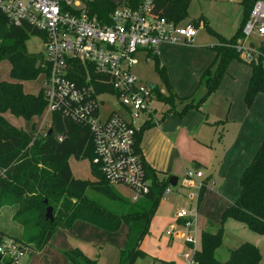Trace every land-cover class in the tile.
Wrapping results in <instances>:
<instances>
[{"label":"trees","instance_id":"16d2710c","mask_svg":"<svg viewBox=\"0 0 264 264\" xmlns=\"http://www.w3.org/2000/svg\"><path fill=\"white\" fill-rule=\"evenodd\" d=\"M255 1L241 2L244 17L235 35L225 40L215 34L220 39L219 45L213 48L215 52L213 62L217 63V70L211 74L209 66L202 73L200 83L205 80L207 89L205 95L197 103L189 101L183 105L180 116L188 110H199L207 98L216 91L226 62L232 57H239L240 53L230 46L243 37V25ZM123 2L131 7L138 4V0ZM189 3L190 0H153L149 13L154 17H162L180 24L186 18ZM116 6L110 0H89L87 3L90 15L96 16L100 21L106 19ZM200 22L199 20L192 23L196 27ZM204 27H207L205 23ZM32 35H37L32 28L26 25H11L0 15V62L7 61L10 66V81L0 82V170L4 171L0 177V203L3 200L1 193L23 203L14 217L23 233L21 236L8 239L18 243L28 254L41 251L57 231L69 229L76 221L111 234L116 233L121 225H125L129 228V240L127 247L120 251L118 264H133L135 259L146 256L140 250V245L148 233L149 223L158 201L168 186L169 176L163 177L160 184L157 182L155 172L145 164L147 177L152 179L150 191L142 197L143 199L141 198V201L138 199L128 212L105 210L88 196V192L100 195L113 203H120L124 209L128 203L98 171L94 163L91 134L87 128L66 117L53 114L49 133L38 132L37 136L30 138L7 123L2 116L6 112L15 118L30 120L40 116L45 108V98L41 90L37 96L25 95L21 90L22 82L34 81L47 71L42 54H30L26 51L25 42ZM260 51L264 54V45L260 46ZM152 57L167 92V96H159L158 99L171 109H174L176 100H189V97L176 99L164 68L158 64L156 55ZM245 64L250 69V77L243 95V103L246 108H250L258 94L264 96V68L261 64ZM79 70L83 71L84 66L79 65ZM142 131L143 127L136 135L137 143L140 142ZM58 138L61 141H58ZM69 159L88 160L95 180L93 182L75 180L68 165ZM205 183L206 181L202 182L198 189V203L203 197ZM238 184V196L221 213L220 226L215 229L211 226L206 232L201 233L200 248L192 251L193 264H259L258 250L248 243H242L229 251L224 261L216 260L215 253L221 247L222 225L227 220L240 223L251 232L264 236V140L249 165L242 171ZM46 207L52 208L51 223L44 219ZM4 238L7 236L0 231V243ZM64 255L70 264H99L78 251H70Z\"/></svg>","mask_w":264,"mask_h":264},{"label":"rangeland","instance_id":"374dc122","mask_svg":"<svg viewBox=\"0 0 264 264\" xmlns=\"http://www.w3.org/2000/svg\"><path fill=\"white\" fill-rule=\"evenodd\" d=\"M110 1L118 5L124 0ZM243 1L190 0L186 18L180 24L193 25L192 22L196 23L200 20L201 22L198 26L195 27L193 25L197 29L196 35L189 43L161 44L157 46L156 58L158 64L164 68L168 83L177 97L181 98L190 95L188 101H193L194 103H197L203 97L206 91L205 80L199 83L202 73L209 66H211L209 69L211 74L217 70V63L213 62L215 59L213 48L219 45L220 39L216 35L221 36L225 40L235 35L244 17L241 5ZM204 23L207 27H204ZM253 40L257 43L256 39ZM236 43L230 47H234ZM25 48L30 54H44L43 43L38 35L30 36L25 42ZM137 60L138 62L132 67L131 72L138 83L145 86L154 85L159 90L162 89L164 91L162 96H167L165 85L156 71L155 59L150 57L146 60L143 54H138ZM245 63L247 61H245L242 54L239 57H232L226 62L217 85L218 89L216 88V95L204 103L201 109L204 113L209 114L210 120H213L212 118H221V120L226 121L222 128L224 130L222 139H226L225 142L223 141L226 149H220L221 143L220 145H214L219 152L209 157L208 171H204L201 168L203 178L194 179L195 186L191 189L183 182L185 173L191 171L192 163L181 160L173 162L171 174L168 176L175 177L177 184L175 187L167 186L168 193H163L158 201L157 208L149 223L148 233L140 245V250L146 256L135 259L133 264H193L191 262L192 251L199 250L201 233L206 232L211 226L214 229L218 228L220 226L221 213L238 196L240 176L238 174L235 175V171L229 167L232 163L234 164L236 153H234L233 149H229L227 144H229V136L231 135L229 131L230 115L232 114L231 117L233 116L237 105L246 108L243 103V95L250 77V69ZM9 70V63L1 61L0 82L10 81ZM42 88V74L34 81L21 83V90L25 95L37 96ZM258 95H262V103L264 105L263 94ZM100 100L102 101V105L100 104L102 119L107 117L112 111H117L122 117H125L119 103L113 97L103 95ZM227 108L230 111L229 109L226 110ZM149 109L156 111L152 123L160 121L162 117L166 118V115L171 112L179 113L176 117H179L182 113V107L177 101L174 104V109H171L165 103L153 102L149 104ZM146 117L147 115L140 114L139 119L136 120V125L144 123ZM10 123L30 138H34L37 136L38 131L45 133L49 130L51 115L46 114L43 110L38 117H33L30 120L20 118L15 121L12 120ZM219 130L221 132V128ZM149 134L146 131L143 133L142 149L147 143ZM183 145L184 154L195 151L189 144L184 143ZM68 165L75 180L90 182L95 180L91 174L88 160L75 161L69 159ZM207 172L208 174H206ZM209 174H212L210 179L207 178ZM163 177L162 173L156 171L158 183H162ZM223 179H225V182H223ZM201 181H207V184L203 197L198 203L197 194ZM222 182L227 186L225 190L218 191L224 186ZM114 189L128 203L125 209L120 203H113L100 195L88 192V196L105 210H115L117 213L128 212L130 207L135 204L132 201V192L120 186L114 187ZM1 195L3 200L0 203V231L7 238L21 236L23 229L14 220V217L23 203L14 201V199L2 193ZM141 198L139 201L143 199ZM181 209L190 215L191 224L188 230L184 225H181L183 220L176 217L177 212ZM222 229V244L215 253L216 260H226L229 251L236 249L242 243H248L258 250L260 255L259 264H264V236H259L242 224L232 220L224 222ZM187 232L194 238V244L191 247L186 243ZM128 240L129 228L125 225H121L116 233L109 234L86 223L76 221L68 230L57 231L52 240L41 251L28 253L22 259V264H70L64 255V253L70 251H78L84 257L96 260L99 264H118L120 251L127 247ZM186 253L189 254L188 259L185 258Z\"/></svg>","mask_w":264,"mask_h":264},{"label":"built area","instance_id":"2783aa9c","mask_svg":"<svg viewBox=\"0 0 264 264\" xmlns=\"http://www.w3.org/2000/svg\"><path fill=\"white\" fill-rule=\"evenodd\" d=\"M88 1L0 0V15L11 25L32 28L42 40L47 69L42 73L41 89L45 113L87 128L98 171L110 186L130 190L136 202L151 187L136 137L142 124L136 125V120L140 114L151 117L149 104L159 100L164 91L139 84L131 69L138 62V54L147 60L156 55L158 45L189 43L197 30L150 15L153 0H138L135 7L122 2L102 21L90 15ZM242 36L233 48L247 63L264 68L260 51L264 45V0L253 3ZM79 65L84 66L83 71ZM103 95L113 97L125 117L112 111L102 119ZM3 173L0 170V177ZM201 176L199 171H187L184 184L194 188V179ZM164 193H168L167 188ZM189 216L183 209L176 214L187 230ZM186 243L194 244L189 232ZM25 255L18 243L8 238L1 241L0 264H21ZM185 258H189L188 253Z\"/></svg>","mask_w":264,"mask_h":264},{"label":"crops","instance_id":"0c3cea01","mask_svg":"<svg viewBox=\"0 0 264 264\" xmlns=\"http://www.w3.org/2000/svg\"><path fill=\"white\" fill-rule=\"evenodd\" d=\"M189 25L193 26L192 24ZM216 91L211 94L204 103L216 95ZM261 96L257 95L255 97L250 108L240 107L237 105L235 111L233 112V116L231 117V114L229 118V131L231 135L229 136V144L227 145L229 149H233L234 153H236L234 164L232 163L229 167L235 171V175H241V171L245 169L247 163L250 161L251 157L255 155L256 151L264 140V105L262 103ZM187 97H190V95L181 98ZM178 98L179 97L176 96V99ZM176 101L180 104V107H183L185 103L189 102L188 100ZM152 102L164 103L160 99ZM203 104L200 106L199 110H189L185 112L183 116L179 117H176L177 112H173L167 114L166 118L162 117L160 121H154V123H152V119L156 112L155 110H151L152 115L149 117V119L146 117V121L142 123L143 131L141 133L140 142L138 145L145 164L155 172V175L156 171L162 173L164 177L170 175L172 164L176 160L192 163L191 170L196 172L199 171L201 173V168L204 169V171H208L209 157L212 156V154L219 152V150L215 149L214 145H220L221 143L220 149H226V145L223 143V141L225 142L226 139H222L224 132L222 128L226 121L221 120V118H212L213 120H210L209 114L204 113L201 110ZM228 109L229 108L226 110ZM3 118L10 125L12 120L15 121L20 119L12 117L8 112L3 114ZM219 128H221V132ZM145 131L150 134L146 145L142 149L141 141ZM184 143L189 144V146L193 147L195 151L184 154L182 149L184 147ZM238 162H240V164H238ZM201 174L202 176L196 179H202L203 172ZM206 174H208V172ZM211 177L212 174L207 176L209 179ZM149 179L152 185V179ZM202 182L203 181H201L200 185ZM223 182H225V179H223ZM206 184L207 181L205 183V187ZM223 184L224 186L218 191H221L222 189L225 190L227 185H225V183ZM183 222H181V225H183Z\"/></svg>","mask_w":264,"mask_h":264},{"label":"water","instance_id":"95a60500","mask_svg":"<svg viewBox=\"0 0 264 264\" xmlns=\"http://www.w3.org/2000/svg\"><path fill=\"white\" fill-rule=\"evenodd\" d=\"M49 133V131H48ZM177 183V179L175 177H170L168 179V185L170 187H175ZM44 204H46V201H44ZM44 219L46 221H49L50 223L53 221V217H52V208L51 207H46L45 209V214H44Z\"/></svg>","mask_w":264,"mask_h":264}]
</instances>
